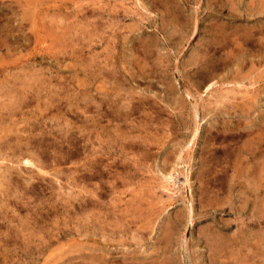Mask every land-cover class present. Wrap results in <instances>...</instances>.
Segmentation results:
<instances>
[{"label": "rangeland", "instance_id": "1", "mask_svg": "<svg viewBox=\"0 0 264 264\" xmlns=\"http://www.w3.org/2000/svg\"><path fill=\"white\" fill-rule=\"evenodd\" d=\"M263 197L264 0H0V264H264Z\"/></svg>", "mask_w": 264, "mask_h": 264}, {"label": "bare ground", "instance_id": "2", "mask_svg": "<svg viewBox=\"0 0 264 264\" xmlns=\"http://www.w3.org/2000/svg\"><path fill=\"white\" fill-rule=\"evenodd\" d=\"M98 70H99V69H98ZM101 71H102V70H101ZM101 73H102V72H101ZM96 74H97V73H96ZM2 136H3V135H2ZM259 139H260V138H259ZM8 141H9V140H8ZM10 142H11V141H10ZM259 142H260V141H259ZM7 143H8V142H7ZM256 143H257V142H256ZM260 144H261V143H260ZM258 145H259V144H258ZM236 156H237V155H236ZM22 158H23V157H22ZM26 158H27V157H26ZM21 161H22V160H21ZM27 161H28V160H27ZM22 162H24V161H22ZM33 162H34V161H33ZM24 163H25V162H24ZM258 166H259V165H258ZM235 167H236V166H235ZM260 168H261V167H260ZM232 169H233V168H232ZM261 169H262V168H261ZM173 174H174V173H173ZM230 174H232V173L230 172ZM259 174H260V173H259ZM165 176H166V175H165ZM259 176H260V175H259ZM168 177H169V176H168ZM231 177H232V176H231ZM233 177H235V176H233ZM233 177H232V178H233ZM2 179H3V178H2ZM229 179H230V178H229ZM3 180H4V179H3ZM165 180H166V179H165ZM237 180H239V179H237ZM261 180H262V179H261ZM231 181L233 182V181H234V178H233V180L231 179L229 182H231ZM247 181H249V180H247ZM165 182H167V180H166ZM232 182H231V183H232ZM234 182H235V181H234ZM237 182H238V181H237ZM231 183H230V186L233 187V185H231ZM235 183H236V182H235ZM244 183H246V181H245ZM167 184H168V183H167ZM232 184H233V183H232ZM256 184H257V183H256ZM239 186H240V185H239ZM169 187H170V186H169ZM255 188H256V187H255ZM169 189H170V188H169ZM172 189H173V188H172ZM174 189H176V188H174ZM174 189H173V190H174ZM232 189H233V188H232ZM230 191H232V190H230ZM246 191H247V190H246ZM250 192H251V191H250ZM248 193H249V192H248ZM254 193H255V192H254ZM258 195H259V194H258ZM239 197H240V196H239ZM259 198H260V197H259ZM263 198H264V197H263ZM259 202H262V199H261V201H259ZM240 203H241V202H240ZM252 203H253V202H252ZM244 204H245V203H244ZM244 204H243V206H244ZM259 204H260V203H259ZM240 206H241V205H240ZM260 206H261V205H260ZM230 207H231V206H230ZM237 207H238V206H237ZM238 208H239V207H238ZM238 208H237V209H238ZM255 208H256V206H255ZM257 208L259 209V207H257ZM257 208H256V211H258ZM260 208H261V207H260ZM234 209H236V207H235ZM242 209H243V208H242ZM238 210H239V209H238ZM249 210H250V209H249ZM261 210H262V209H261ZM248 212H249V211H248ZM239 214H240V212H239ZM246 214H247V213H246ZM254 214H255V213H254ZM261 214H262V212H261ZM240 215H242V214H240ZM245 216H246V215H245ZM251 216H252V215H251ZM176 217H177V216H176ZM252 217H253V216H252ZM250 218H251V217H250ZM255 218H256V217H255ZM238 219H239V218H238ZM238 219H237V221H239V223H240V220H238ZM247 219H249V218H247ZM251 219H252V218H251ZM251 219H249V220H251ZM254 220H255V219H254ZM243 221H244V220H243ZM245 221H246V220H245ZM245 221H244V222H245ZM247 221H248V220H247ZM255 221H256V220H255ZM105 222H106V221H105ZM252 222H253V219H252ZM237 223H238V222H237ZM242 223H243V222H242ZM242 223H241V224H242ZM248 224H249V223H248ZM249 225H250V224H249ZM256 225H257V224H256ZM236 226L238 227V225H236ZM241 226H242V225H241ZM261 226H262V225H261ZM242 227H243V226H242ZM253 227H254V226H253ZM245 228H246V226H245ZM260 228H261V227H260ZM238 229H239V228H238ZM251 229H252V228H251ZM119 230H120V229H119ZM242 230H243V229H242ZM117 231H118V230H117ZM120 231H121V230H120ZM233 231H234V230H233ZM235 231H236V230H235ZM237 232H239V231H237ZM245 232H246V231H245ZM253 232H254V231H253ZM239 233H240V232H239ZM256 233H257V231H256ZM258 233H259V232H258ZM236 234H237V233H236ZM240 234H241V233H240ZM248 234H249V233H248ZM259 234H260V233H259ZM232 236H233V235H232ZM252 236H253V235H252ZM261 236H262V234H261ZM104 237H105V236H104ZM107 237H108V236H107ZM107 237H106V238H107ZM110 237H111V236H109V238H110ZM236 237H237V235H236ZM236 237H235V239H236ZM258 237H259V236H258ZM258 237H257V238H258ZM257 238H256V239H257ZM104 239H105V238H104ZM243 239H244V238H243ZM254 239H255V237H254ZM105 240H106V239H105ZM239 240H240V238H239ZM109 241H110V240H109ZM107 242H108V241H107ZM244 242H245V241H244ZM259 242H260V241H259ZM246 243H248V242H246ZM251 243H252V242H251ZM250 245H251V244H250ZM252 245H253V243H252ZM242 246H243V245H242ZM245 247H246V246H245ZM245 247H244V248H245ZM106 248H108V247L106 246ZM246 248H247V247H246ZM226 249H227V248H226ZM103 250H104V249H103ZM109 251H111V250H109ZM222 251H223V249H222ZM229 251H230V250H229ZM240 251H241V250H240ZM230 252H231V251H230ZM241 253H242V252H241ZM105 254H106V253H105ZM231 254H233V253H231ZM251 254H252V253H251ZM224 255H225V254H224ZM258 255H259V254H258ZM260 255H261V254H260ZM100 256H104V255H100ZM100 256H99V257H100ZM244 256H245V255H244ZM115 257H116V256H115ZM145 257H147V256H145ZM222 257H223V256H222ZM251 257H252V256H251ZM259 257H260V256H259ZM87 258H88V257H87ZM101 258H102V257H101ZM104 259H105V258H104ZM136 259H137V258H136ZM143 259H144V258H143ZM147 259H148V258H147ZM150 259H151V258H150ZM154 259H155V258H154ZM247 259H248V257H247ZM95 260H96V259H95ZM99 260H101V259H99ZM102 260H103V258H102ZM133 260H134V259H133ZM144 260H145V259H144ZM151 260H152V259H151ZM158 260H159V259H158ZM234 260H235V259H234ZM89 261H90V260H89ZM96 261H98V259H97ZM96 261H95V263H96ZM108 261H109V260H108ZM123 261L125 262V260H123ZM136 261H137V260H136ZM136 261H135V262H136ZM141 261H142V260H141ZM141 261H140V262H141ZM146 261H147V260H146ZM160 261H161V258H160ZM228 261H229V260H228ZM235 261H236V260H235ZM235 261H234V262H235ZM93 262H94V261H93ZM93 262H92V263H93ZM100 262H101V261H100ZM100 262H99V263H100ZM126 262H127V261H126ZM138 262H139V261H138ZM148 262H149V261H148ZM150 262H151V261H150ZM170 262H171V261H170ZM226 262H227V261H226ZM230 262H231V261H230ZM232 262H233V260H232ZM234 262H233V263H234ZM236 262H237V261H236ZM97 263H98V262H97ZM103 263H104V262H103ZM142 263H143V262H142ZM152 263H153V262H152ZM159 263H160V262H159ZM162 263H164V262L162 261ZM233 263H232V264H233ZM239 263H240V261H239ZM239 263H238V264H239ZM108 264H109V263H108ZM129 264H130V263H129ZM133 264H134V262H133ZM136 264H138V263L136 262ZM146 264H147V262H146ZM149 264H150V263H149ZM222 264H223V263H222ZM240 264H242V263H240Z\"/></svg>", "mask_w": 264, "mask_h": 264}]
</instances>
